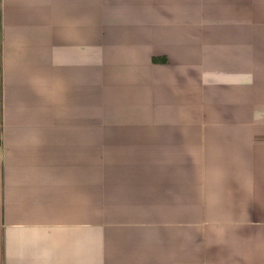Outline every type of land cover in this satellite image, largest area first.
I'll use <instances>...</instances> for the list:
<instances>
[{
  "label": "crops",
  "instance_id": "0c3cea01",
  "mask_svg": "<svg viewBox=\"0 0 264 264\" xmlns=\"http://www.w3.org/2000/svg\"><path fill=\"white\" fill-rule=\"evenodd\" d=\"M0 264H264V0H0Z\"/></svg>",
  "mask_w": 264,
  "mask_h": 264
},
{
  "label": "rangeland",
  "instance_id": "374dc122",
  "mask_svg": "<svg viewBox=\"0 0 264 264\" xmlns=\"http://www.w3.org/2000/svg\"><path fill=\"white\" fill-rule=\"evenodd\" d=\"M103 35V34H102ZM102 35H99L97 36V39H96V44H101V39H102ZM101 46L100 45H95L94 48H90L89 50V60L92 62V61H95V62H100L101 61V50H100ZM166 56H161V55H158L156 56L157 60H166L165 58ZM96 102H98V100H95ZM90 218L94 219L95 220V212H90ZM91 220V219H90ZM94 238V235H90V245L93 243L95 244V239ZM90 255H95V251L90 248Z\"/></svg>",
  "mask_w": 264,
  "mask_h": 264
},
{
  "label": "bare ground",
  "instance_id": "6f19581e",
  "mask_svg": "<svg viewBox=\"0 0 264 264\" xmlns=\"http://www.w3.org/2000/svg\"><path fill=\"white\" fill-rule=\"evenodd\" d=\"M91 142L89 141V144H90Z\"/></svg>",
  "mask_w": 264,
  "mask_h": 264
}]
</instances>
